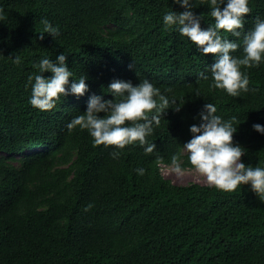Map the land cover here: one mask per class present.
I'll use <instances>...</instances> for the list:
<instances>
[{
  "label": "trees",
  "instance_id": "1",
  "mask_svg": "<svg viewBox=\"0 0 264 264\" xmlns=\"http://www.w3.org/2000/svg\"><path fill=\"white\" fill-rule=\"evenodd\" d=\"M192 3L207 28L208 0ZM248 6L241 36L222 35L242 44L243 32L264 18V0ZM0 8V264H264V196L247 184L176 185L160 173L173 153L183 170L195 169L182 145L207 102L238 118L241 160L264 167V134L252 128L264 124V63L246 68L250 90L238 97L210 88V73L197 79L215 54L164 26V12L184 10L175 0H0ZM42 18L57 36L44 33ZM60 52L89 90L42 111L29 103L28 77L41 57ZM144 78L182 105L169 107L146 138L153 152L138 142L97 145L87 129L67 128L89 95L112 98L105 89L113 79Z\"/></svg>",
  "mask_w": 264,
  "mask_h": 264
},
{
  "label": "clouds",
  "instance_id": "2",
  "mask_svg": "<svg viewBox=\"0 0 264 264\" xmlns=\"http://www.w3.org/2000/svg\"><path fill=\"white\" fill-rule=\"evenodd\" d=\"M210 16L214 22L207 28L201 27L200 15L192 10V0H175L183 7V11H166L162 15L166 28H174L182 36H186L194 43L202 54L212 53L214 62L206 65V71L197 73V79L208 80L210 73V88L223 89L229 95L238 97L241 92L249 91V77L247 67L264 63V18H256L252 28L243 32L242 44L222 35L231 33L240 37L244 28V16L250 12L249 0H208ZM223 5V7H221ZM0 8V18L3 16ZM44 33L53 37L59 34V29L47 18H42ZM242 47V55L233 53ZM16 62L20 57L15 56ZM65 52L55 56V60L48 56L41 57L34 67L37 73L30 74L28 80L31 85L29 103L39 110L53 109L61 96L74 94L83 96L89 90L86 76L74 77L68 68ZM244 66L245 70H242ZM51 72V76L42 73ZM73 79L70 81L69 78ZM111 93V99L102 95H89L85 111L72 117L67 128L79 126L87 129L94 144L115 145L123 148L138 142L145 153H151L156 145L147 142L154 127L159 125L161 116L169 108L179 110L182 106L176 100L165 96L149 79L144 78L133 84L130 80L113 79L105 89ZM196 95H200L199 92ZM172 105V106H170ZM103 113V115H98ZM199 123L191 124L189 131L191 138L182 146L187 152V161L202 173L210 185L233 191L238 185H249L251 190L264 196V167L246 165L241 156L244 148L233 143V134L237 130V117L227 119L217 114L216 105L207 102L199 113ZM252 128L264 134V124L253 123ZM114 158L120 153L113 151ZM171 165L176 172L183 171V158L178 153L170 157ZM143 174L144 169H135Z\"/></svg>",
  "mask_w": 264,
  "mask_h": 264
},
{
  "label": "rangeland",
  "instance_id": "3",
  "mask_svg": "<svg viewBox=\"0 0 264 264\" xmlns=\"http://www.w3.org/2000/svg\"><path fill=\"white\" fill-rule=\"evenodd\" d=\"M18 157V155L15 156V158ZM160 173L164 178L170 180L176 185H186L190 182H197L199 184H209L205 176L196 169H185L182 172L178 173L173 169L172 165H161Z\"/></svg>",
  "mask_w": 264,
  "mask_h": 264
}]
</instances>
